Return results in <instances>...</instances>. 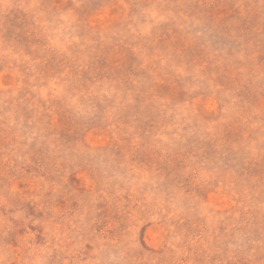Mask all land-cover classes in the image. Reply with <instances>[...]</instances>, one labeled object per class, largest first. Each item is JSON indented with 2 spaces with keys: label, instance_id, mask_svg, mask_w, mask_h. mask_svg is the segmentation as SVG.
Listing matches in <instances>:
<instances>
[{
  "label": "rangeland",
  "instance_id": "obj_1",
  "mask_svg": "<svg viewBox=\"0 0 264 264\" xmlns=\"http://www.w3.org/2000/svg\"><path fill=\"white\" fill-rule=\"evenodd\" d=\"M0 264H264V0H0Z\"/></svg>",
  "mask_w": 264,
  "mask_h": 264
}]
</instances>
